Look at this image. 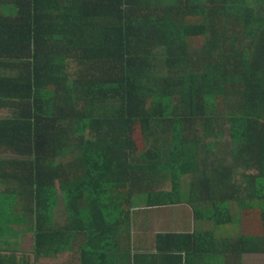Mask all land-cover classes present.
<instances>
[{"label": "trees", "instance_id": "16d2710c", "mask_svg": "<svg viewBox=\"0 0 264 264\" xmlns=\"http://www.w3.org/2000/svg\"><path fill=\"white\" fill-rule=\"evenodd\" d=\"M256 1L0 0L1 242L23 228L40 257L81 236L79 264H111L132 210L184 202L194 221L226 237L236 230L219 226L259 225L255 237L230 236V249L223 237L225 249L212 254H264V0ZM220 122L227 142L216 139ZM162 183L167 190L155 188ZM57 191L62 227L51 220ZM214 238L166 233L154 246L191 257Z\"/></svg>", "mask_w": 264, "mask_h": 264}, {"label": "crops", "instance_id": "0c3cea01", "mask_svg": "<svg viewBox=\"0 0 264 264\" xmlns=\"http://www.w3.org/2000/svg\"><path fill=\"white\" fill-rule=\"evenodd\" d=\"M157 208H141L133 213H130L129 220L130 225L127 233V237L119 240L117 247L113 251H108L109 258L112 259L111 264H230V254L223 252L212 254L214 250H224L225 246L222 242H218L214 238L213 244L207 245L201 243L198 246L199 251H195L191 257H186V252L183 249L177 252V258L175 254H166L161 252L160 254L155 250V236L159 234H191L203 232L204 229L200 223L195 222L192 219L191 211L189 207L183 204L167 205ZM164 209V210H163ZM163 210V211H161ZM157 214L158 216H155ZM169 215L175 217V219L169 220ZM65 216V213H64ZM177 217V218H176ZM158 222H156V219ZM14 224V223H13ZM65 219L63 222L64 226ZM14 229V228H13ZM16 231L18 235L15 242H8V246L1 242L0 236V264L3 260H13L16 264H79L78 249L82 243V237L79 236L77 243H70L69 249L53 253L47 256L35 257L32 252V240L25 241L30 237L28 232ZM27 235V236H25ZM29 243L28 248L24 249V245ZM26 251H24V250ZM208 250L211 254L202 252V250ZM178 251V250H176ZM63 255L65 258L60 261V257ZM243 256V260L246 257L261 263L264 261V254H240ZM239 256V257H240ZM238 257V258H239ZM237 257L232 261L236 263ZM256 258V259H255ZM243 260L239 259L238 264H244ZM231 263V264H232Z\"/></svg>", "mask_w": 264, "mask_h": 264}, {"label": "rangeland", "instance_id": "374dc122", "mask_svg": "<svg viewBox=\"0 0 264 264\" xmlns=\"http://www.w3.org/2000/svg\"><path fill=\"white\" fill-rule=\"evenodd\" d=\"M249 1L250 2H253V0H249ZM258 1L260 2V0H258ZM255 2H257V1L255 0ZM260 3H258V4L261 5ZM188 40H189L188 42H189V44L191 46H197V45H199L201 43V39L200 38H189ZM5 113H6L5 110H0V116L4 115ZM220 124H221V126H220V132L218 133L216 139H217V141H220V142H227L228 141V139H227V129H226L225 123L220 122ZM134 133L135 134H139L138 133V130H135ZM139 144L141 145V143H139ZM138 148H141V147H138ZM63 160L64 161L65 160H69V157L63 158L62 161ZM98 160H99V158H96L93 155L91 157H86L87 169H88L89 173L94 174V173L97 172V170L99 169ZM188 180H189V178L187 176H182L181 177V181H180V185H179V192H180V199H181V201L182 200L185 201L187 199V194H188ZM54 188L57 190V186L55 184H54ZM155 188L157 190L158 189L167 190L168 189V185H167V183H162V184H160L159 186H157ZM62 200H63V197L57 191V194H56V205H55V207L51 211V220L53 221L54 225L57 226V227H62L63 222H64V219H65L64 211H63L64 210V206H62V204H63V201ZM183 203L184 202H182L181 204H183ZM229 205H230V213H231V215L234 218L237 219V215H239V216L243 215L240 210H237L236 209V206L233 203H230ZM139 209H141V208H135L134 210H132L131 213H133V212H135V211H137ZM157 210H158V208L156 209V211ZM163 210H161V211H163ZM155 216H158V215L155 214ZM172 218L175 219V217H172ZM172 218H171V215H169V220H171ZM155 219H156V222H158L157 218H155ZM242 221L245 222L246 220H242ZM213 227H215V226L213 224H211L210 222H205V221L203 222L202 228L204 229V231H210L211 233H213V238L215 237V239L218 242H222V238L224 237V245L228 249H230L229 242H228V239H229L230 236H234L235 237L237 235V236H242L243 237V236L246 235V237L249 236V238H252V237H255L256 234H257V232L259 231V229H258L259 228V225L258 224H256V226L250 224V227H248V226L245 225V227H241L240 229H238L237 224L236 225L234 224V225L219 226L218 228H223L224 227V229L236 230L233 233L230 232V235L228 237H226V236H224L222 229L215 230V229H213ZM25 236H27V235H25ZM29 239H31V238L28 237V238L25 239V241H28L29 242ZM10 240L11 241H14L12 239H10ZM24 246H25L24 249L28 248L29 243H26ZM238 249L239 248L237 246V250ZM235 250H236V248H235ZM24 251H26V250H24ZM236 256H237L236 253H230V264L232 263V261L235 259ZM250 257L251 256L246 257L243 260V256L241 255L238 258V260L236 261V263L233 262L232 264H238L239 259L243 260L244 264H264V261H262L261 263H259V261L256 258H255L256 261L250 259L251 260V262H250L249 261V258ZM64 258L65 257L63 255H61L60 261H63ZM262 259H264V258L262 257Z\"/></svg>", "mask_w": 264, "mask_h": 264}]
</instances>
